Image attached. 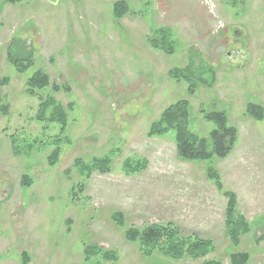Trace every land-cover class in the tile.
I'll use <instances>...</instances> for the list:
<instances>
[{
  "label": "rangeland",
  "instance_id": "1",
  "mask_svg": "<svg viewBox=\"0 0 264 264\" xmlns=\"http://www.w3.org/2000/svg\"><path fill=\"white\" fill-rule=\"evenodd\" d=\"M116 1L0 0V264H20L23 252L33 264H84L91 244L117 255L101 264H203L144 256L126 239L131 226L170 221L212 239L207 258L232 264L225 192L236 193V215L254 229L240 249L251 264H264V0H214V10L205 0H125L130 12L119 19ZM152 36L173 53L155 49ZM12 49L33 57L26 72L11 65ZM192 61L214 72L195 74L193 93L189 80L170 75ZM36 70L63 88L44 95L70 108L63 137L71 143L63 139L54 166L47 142L60 126L44 128L38 98L26 93ZM179 100H187L190 128L201 136L214 128L204 118L214 110H225L238 129L235 149L214 161L221 182L205 164L178 157L174 129L148 135ZM249 103L259 106L257 117L246 113ZM12 134L20 151L33 139L44 143L16 154ZM104 157L108 172L96 163Z\"/></svg>",
  "mask_w": 264,
  "mask_h": 264
},
{
  "label": "trees",
  "instance_id": "2",
  "mask_svg": "<svg viewBox=\"0 0 264 264\" xmlns=\"http://www.w3.org/2000/svg\"><path fill=\"white\" fill-rule=\"evenodd\" d=\"M4 1L6 3L18 4L26 0ZM113 10L115 17L119 19L130 12V7L127 1L120 0L114 3ZM152 37L150 41L155 49H161L168 54L173 53L172 47L167 49L165 46H162L157 36ZM162 39L165 41L166 37L164 36ZM13 49L8 56L11 65L20 72H26L33 65V57L31 55L18 57L14 55ZM209 70L211 71L210 73H213L211 77H214V72L211 67L207 65L198 67L192 61L185 68L171 70L170 75L177 81H182L183 79L189 80V87L193 93V89L197 85L193 81L196 78L194 75L197 73L205 75ZM205 79L207 80L208 78ZM48 88L52 92L58 93L62 86L52 83L50 75L45 70H36L26 80L27 94L39 100L36 120L43 123L45 125L44 128L51 124L60 126V133L55 136H50L47 142V144L55 146L53 153L48 157L49 164L54 166L59 160L63 139L71 143L68 136L63 137L70 123V108L58 102L51 93L44 95ZM65 90H68V88L65 87ZM256 109H259V106L249 103L246 113L257 117L258 113ZM189 117L190 113L187 100H179L168 106L159 118L151 123L148 135L161 137L171 129H174L176 131L178 157L184 161L205 164L208 169L210 168L211 177L217 180V182H221L218 171H216V174L212 170L214 161L216 159L226 158L235 149L238 141V129L229 123L228 113L225 110H214L205 113L204 118L212 122L215 126L207 134L201 136L191 130ZM10 138L16 154L27 153L28 150L44 143L43 140L33 139L30 148H22L20 151L18 146L19 139L16 134L10 135ZM76 161L80 162L81 159L78 158ZM96 163L101 171H110L111 159L109 157L100 158L96 160ZM92 168V166L89 167V169ZM135 169L139 168L135 167ZM22 182L26 186L29 185V177H23ZM225 195L229 198L225 221L226 234L230 240V248L232 247L230 252L231 263L251 264V254L241 250L240 244L242 236H250V234H253L254 229L252 228V224L243 215H236V206L238 204L236 193L225 192ZM115 215H112V219L122 224V217L116 218ZM125 236L128 241L137 245L141 254L144 256H153L154 253H160L178 260L187 258L191 260L203 259V264H223L222 261L216 258H207L216 250L215 243L212 239L203 238L195 232H183L176 223L171 221L166 223L154 222L143 226H131L126 229ZM111 259H117V255L112 250L92 244L85 246L84 264H101V262L105 263L104 261ZM20 264H33L29 254L26 252L22 253Z\"/></svg>",
  "mask_w": 264,
  "mask_h": 264
},
{
  "label": "built area",
  "instance_id": "3",
  "mask_svg": "<svg viewBox=\"0 0 264 264\" xmlns=\"http://www.w3.org/2000/svg\"><path fill=\"white\" fill-rule=\"evenodd\" d=\"M209 4H211L212 3V0H206Z\"/></svg>",
  "mask_w": 264,
  "mask_h": 264
}]
</instances>
